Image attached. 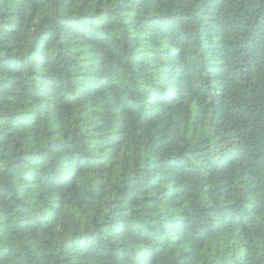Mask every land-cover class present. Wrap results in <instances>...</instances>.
<instances>
[{
    "label": "trees",
    "instance_id": "16d2710c",
    "mask_svg": "<svg viewBox=\"0 0 264 264\" xmlns=\"http://www.w3.org/2000/svg\"><path fill=\"white\" fill-rule=\"evenodd\" d=\"M0 264H264V0H0Z\"/></svg>",
    "mask_w": 264,
    "mask_h": 264
}]
</instances>
